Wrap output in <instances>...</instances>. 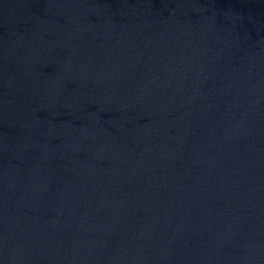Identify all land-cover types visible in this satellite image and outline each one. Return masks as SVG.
Listing matches in <instances>:
<instances>
[{
  "label": "water",
  "instance_id": "1",
  "mask_svg": "<svg viewBox=\"0 0 264 264\" xmlns=\"http://www.w3.org/2000/svg\"><path fill=\"white\" fill-rule=\"evenodd\" d=\"M0 264H264V0H0Z\"/></svg>",
  "mask_w": 264,
  "mask_h": 264
}]
</instances>
